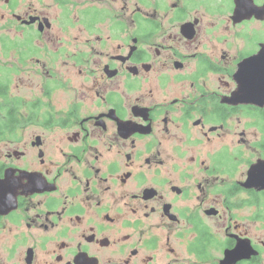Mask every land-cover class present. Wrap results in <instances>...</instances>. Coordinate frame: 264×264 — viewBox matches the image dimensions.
Masks as SVG:
<instances>
[{
  "label": "flooded vegetation",
  "instance_id": "1",
  "mask_svg": "<svg viewBox=\"0 0 264 264\" xmlns=\"http://www.w3.org/2000/svg\"><path fill=\"white\" fill-rule=\"evenodd\" d=\"M259 87L264 0H0V264H264Z\"/></svg>",
  "mask_w": 264,
  "mask_h": 264
},
{
  "label": "water",
  "instance_id": "2",
  "mask_svg": "<svg viewBox=\"0 0 264 264\" xmlns=\"http://www.w3.org/2000/svg\"><path fill=\"white\" fill-rule=\"evenodd\" d=\"M259 90L262 91V92H264V87H263V88H260V87H259ZM258 98H259V95L254 96V97H253V101L256 102V101L258 100ZM256 171H257V168L253 169V170L251 171V173H255ZM243 251H244V247L242 246L241 249H240V252L243 253ZM238 257H240V256L238 255Z\"/></svg>",
  "mask_w": 264,
  "mask_h": 264
}]
</instances>
